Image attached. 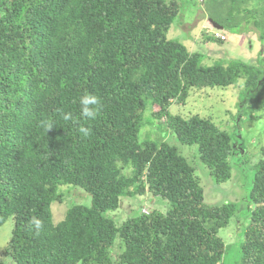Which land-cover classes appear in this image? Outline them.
<instances>
[{"label":"trees","instance_id":"trees-1","mask_svg":"<svg viewBox=\"0 0 264 264\" xmlns=\"http://www.w3.org/2000/svg\"><path fill=\"white\" fill-rule=\"evenodd\" d=\"M178 15L177 0H0V229L14 223L0 254L12 264H264V142L252 163L239 127L170 112L199 87L240 80L251 100L264 68L202 65L200 52L168 39ZM85 92L100 98L91 120L80 114ZM155 126L164 132L151 139L144 130ZM183 148H194L193 163ZM81 191L90 206L72 204L54 223L53 203ZM145 194L165 210L121 226L110 217ZM230 228L240 230L227 244Z\"/></svg>","mask_w":264,"mask_h":264},{"label":"rangeland","instance_id":"rangeland-1","mask_svg":"<svg viewBox=\"0 0 264 264\" xmlns=\"http://www.w3.org/2000/svg\"><path fill=\"white\" fill-rule=\"evenodd\" d=\"M177 2L179 3V15L168 33L169 40L181 43L190 53L200 52L203 55L202 65L204 66L215 64L226 66L230 61L238 60L260 67L259 69L264 68V38L263 40L259 38V35H264V0H177ZM208 19L219 22L221 24L219 26H224L223 30L214 29ZM205 30L210 32L213 30L216 33L220 31L226 37V41L222 45L207 41L209 37L214 36L206 35ZM242 83L243 81L240 80L237 86L226 89L199 87L192 91V95L184 105L171 106L170 112L184 118L198 116L200 119H209L229 134L235 133L239 127L241 134L238 136L239 139L244 140L245 150L240 154L251 157V162L254 163L260 157V138L264 142V88L253 99L245 100V96L241 93ZM256 116L259 119H255ZM237 121H239L238 124ZM144 132L150 134L151 139H157L162 137L164 129L157 126L146 127ZM165 135L168 144L171 146L177 144L173 138H168L170 135ZM193 149H182L185 157L192 163ZM197 168L195 175L200 181L205 199L207 197L208 202H216L214 196L220 197V193L217 194L219 189L216 188L213 180L206 176V169L198 166ZM235 179L237 178L234 176L229 181L231 185H234ZM83 196L84 192L81 191L76 195L66 197L62 204L53 203L54 223L63 220L72 204L90 206V198ZM226 198L233 200L234 196L228 193ZM154 208L165 210V207L156 203L150 194H145L143 197L125 198L122 199L119 209L111 213L110 217L118 226H121L134 213L150 214ZM13 225V220L10 219L0 229V252L11 238ZM240 226L242 228V225ZM234 230L235 228H230L223 233L227 244L236 241L240 229ZM228 258L227 260H232L231 253L228 254ZM1 260H6L5 264H12L9 259L0 254Z\"/></svg>","mask_w":264,"mask_h":264},{"label":"clouds","instance_id":"clouds-1","mask_svg":"<svg viewBox=\"0 0 264 264\" xmlns=\"http://www.w3.org/2000/svg\"><path fill=\"white\" fill-rule=\"evenodd\" d=\"M208 22L211 25L212 24L211 22H213V21L209 20ZM218 25H220V24H218ZM213 32H215V31L212 30V33ZM209 38L217 39L214 37H209ZM222 43H224V42L222 41ZM79 105H80L81 116L85 119L91 120V119H94L98 114V106L100 105V98L94 94L85 92L82 96L79 97ZM63 119L64 120H70L71 114L70 113L64 114ZM49 129H51V126H49L48 130ZM78 132L81 133L84 137H88L91 134V129L89 127L80 126L78 128ZM32 224L34 225V227L37 231L40 230L42 227L41 221L39 219H36V218H33Z\"/></svg>","mask_w":264,"mask_h":264},{"label":"built area","instance_id":"built-area-1","mask_svg":"<svg viewBox=\"0 0 264 264\" xmlns=\"http://www.w3.org/2000/svg\"><path fill=\"white\" fill-rule=\"evenodd\" d=\"M212 36H214V38L220 39L223 42L226 41V37L220 32H213Z\"/></svg>","mask_w":264,"mask_h":264},{"label":"water","instance_id":"water-1","mask_svg":"<svg viewBox=\"0 0 264 264\" xmlns=\"http://www.w3.org/2000/svg\"><path fill=\"white\" fill-rule=\"evenodd\" d=\"M211 23L214 25V27L216 29L223 30V27L222 26H219L217 23H215V22H211Z\"/></svg>","mask_w":264,"mask_h":264},{"label":"crops","instance_id":"crops-1","mask_svg":"<svg viewBox=\"0 0 264 264\" xmlns=\"http://www.w3.org/2000/svg\"><path fill=\"white\" fill-rule=\"evenodd\" d=\"M212 26H213V28L214 29H216L215 27H214V25L213 24H211ZM205 27V26H204ZM224 27V26H223ZM203 28V27H202ZM204 29V28H203ZM216 30H219V29H216ZM205 34H209L210 36L213 34L212 32H210V31H208V30H205Z\"/></svg>","mask_w":264,"mask_h":264},{"label":"bare ground","instance_id":"bare-ground-1","mask_svg":"<svg viewBox=\"0 0 264 264\" xmlns=\"http://www.w3.org/2000/svg\"><path fill=\"white\" fill-rule=\"evenodd\" d=\"M206 35H208V34H206Z\"/></svg>","mask_w":264,"mask_h":264}]
</instances>
